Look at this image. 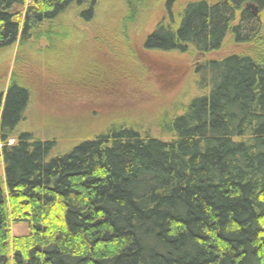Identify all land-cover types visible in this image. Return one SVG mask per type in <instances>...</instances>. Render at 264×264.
<instances>
[{"label":"trees","instance_id":"16d2710c","mask_svg":"<svg viewBox=\"0 0 264 264\" xmlns=\"http://www.w3.org/2000/svg\"><path fill=\"white\" fill-rule=\"evenodd\" d=\"M131 5V0H124ZM96 0H0V52ZM264 0H197L158 24L143 48L200 54L262 34ZM264 53L198 66L182 111L161 135L108 129L53 154L55 141L16 133L30 92L0 93V264H264ZM15 142L9 144V140ZM10 224L27 232L11 237Z\"/></svg>","mask_w":264,"mask_h":264},{"label":"rangeland","instance_id":"374dc122","mask_svg":"<svg viewBox=\"0 0 264 264\" xmlns=\"http://www.w3.org/2000/svg\"><path fill=\"white\" fill-rule=\"evenodd\" d=\"M192 1L197 0H131L128 6L124 0H96L90 20L78 16L87 4L73 6L55 22L35 28L24 45L3 49L0 93L11 81L30 92L16 133L53 139V154L112 128L134 127L161 135L160 122L179 114L200 93L194 73L198 66L235 52L264 53V9L260 12L254 5L260 19L254 22L262 27L254 43L236 45L228 34L214 53L143 48L158 24L170 22L167 3L177 20L180 8ZM26 232L24 224L9 226L11 237Z\"/></svg>","mask_w":264,"mask_h":264},{"label":"water","instance_id":"95a60500","mask_svg":"<svg viewBox=\"0 0 264 264\" xmlns=\"http://www.w3.org/2000/svg\"><path fill=\"white\" fill-rule=\"evenodd\" d=\"M251 8L253 10V13L256 14L257 13V9L253 5H251Z\"/></svg>","mask_w":264,"mask_h":264},{"label":"flooded vegetation","instance_id":"af4514ba","mask_svg":"<svg viewBox=\"0 0 264 264\" xmlns=\"http://www.w3.org/2000/svg\"><path fill=\"white\" fill-rule=\"evenodd\" d=\"M251 8V7H250ZM252 9V8H251ZM252 12H253V10H252Z\"/></svg>","mask_w":264,"mask_h":264}]
</instances>
